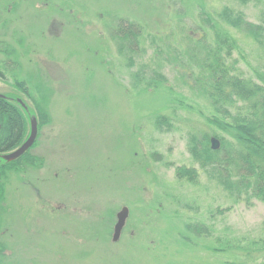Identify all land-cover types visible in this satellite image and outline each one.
I'll return each mask as SVG.
<instances>
[{
    "label": "rangeland",
    "instance_id": "374dc122",
    "mask_svg": "<svg viewBox=\"0 0 264 264\" xmlns=\"http://www.w3.org/2000/svg\"><path fill=\"white\" fill-rule=\"evenodd\" d=\"M224 6L264 23V0H0V43L13 52L0 53V93L35 118L13 85L23 80L49 116L30 149L39 165L23 163L4 180V264H224L232 257L213 250L220 243L264 237V203L230 196L187 150L191 133L213 131L204 118L211 106L186 77L197 27L206 28L198 14L216 18ZM118 18L142 27L132 66L112 39ZM219 24L237 42L235 72L256 79L264 48ZM143 68L166 83L136 84ZM162 114L171 130L153 126ZM176 166L196 168V182L178 179ZM122 207L128 216L113 242Z\"/></svg>",
    "mask_w": 264,
    "mask_h": 264
},
{
    "label": "trees",
    "instance_id": "16d2710c",
    "mask_svg": "<svg viewBox=\"0 0 264 264\" xmlns=\"http://www.w3.org/2000/svg\"><path fill=\"white\" fill-rule=\"evenodd\" d=\"M198 15L206 28L197 27L200 36L190 48L186 77L189 88L209 102L211 112L204 118L213 131L191 133L187 150L192 160L214 177L230 196L245 194L247 198H256L264 203V72H258L256 79L235 72L230 57L237 42L231 32L219 24L242 32L264 48V23L250 22L242 12L227 6L215 13L216 18L205 10ZM141 34V25L124 18H118L112 30L116 50L128 58V66H132L134 58L141 55ZM207 38H211V44L207 43ZM0 53L7 58L13 56V52L2 43ZM10 64L14 65V62L8 61ZM146 73V68L135 72V83H142L149 90L166 83V78L159 71L149 69L148 76ZM0 78H4L1 67ZM13 83L32 101L35 110L30 113L35 114L37 126L47 124L49 116L43 106L32 98L26 82L14 78ZM13 99L5 95L0 97V213L3 211L7 174L18 171L23 163L38 166L40 162L38 157L30 154L31 148L14 161L6 162L1 158L2 154L14 150L25 141L29 121L33 118L27 116L20 103ZM239 102L243 105L238 106ZM153 126L158 130H171L172 119L167 115H157ZM211 137L219 141L216 150L211 148ZM154 158L158 159L159 156ZM174 174L178 179L192 183L196 182L198 176L196 168L192 166H176ZM186 229L196 236L208 233L200 224H188ZM218 246L213 250L232 257L224 264H264V237L243 246L227 242ZM6 249V244L0 238V264L5 262Z\"/></svg>",
    "mask_w": 264,
    "mask_h": 264
},
{
    "label": "water",
    "instance_id": "95a60500",
    "mask_svg": "<svg viewBox=\"0 0 264 264\" xmlns=\"http://www.w3.org/2000/svg\"><path fill=\"white\" fill-rule=\"evenodd\" d=\"M0 97H4L3 94L0 93ZM37 121L36 118L30 119V127H29V134L25 141L21 143L17 148H15L12 151H9L7 153H4L1 155V158L6 162L14 161L18 158H20L26 151H28L32 145L34 144L37 136ZM211 148L213 150H216L219 148V141L215 137H211L210 139ZM128 216V208L122 207L117 213H116V222L114 224L113 228V234H112V241L117 242L121 231L125 225V221Z\"/></svg>",
    "mask_w": 264,
    "mask_h": 264
},
{
    "label": "flooded vegetation",
    "instance_id": "af4514ba",
    "mask_svg": "<svg viewBox=\"0 0 264 264\" xmlns=\"http://www.w3.org/2000/svg\"><path fill=\"white\" fill-rule=\"evenodd\" d=\"M3 95H5V96H7V97H8V95H6V94H3ZM8 98H10V97H8ZM21 106H23V105H21Z\"/></svg>",
    "mask_w": 264,
    "mask_h": 264
}]
</instances>
